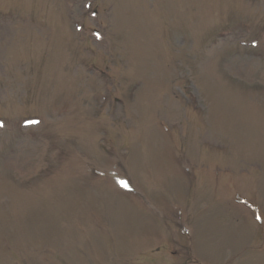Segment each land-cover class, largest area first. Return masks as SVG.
<instances>
[{
    "label": "rangeland",
    "instance_id": "rangeland-1",
    "mask_svg": "<svg viewBox=\"0 0 264 264\" xmlns=\"http://www.w3.org/2000/svg\"><path fill=\"white\" fill-rule=\"evenodd\" d=\"M0 125V264H264V0H0Z\"/></svg>",
    "mask_w": 264,
    "mask_h": 264
},
{
    "label": "snow or ice",
    "instance_id": "snow-or-ice-1",
    "mask_svg": "<svg viewBox=\"0 0 264 264\" xmlns=\"http://www.w3.org/2000/svg\"><path fill=\"white\" fill-rule=\"evenodd\" d=\"M97 38H99V37H97ZM28 123H33V124H35V123H38V121H29ZM0 127H2V125H0ZM121 186L122 187H127V185L126 184H121ZM257 219L259 220L260 219V217H257Z\"/></svg>",
    "mask_w": 264,
    "mask_h": 264
}]
</instances>
